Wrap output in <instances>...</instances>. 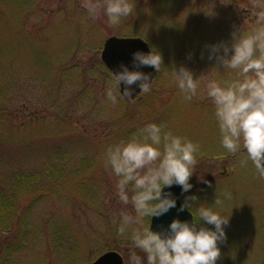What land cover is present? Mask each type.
Here are the masks:
<instances>
[{"label":"rangeland","instance_id":"374dc122","mask_svg":"<svg viewBox=\"0 0 264 264\" xmlns=\"http://www.w3.org/2000/svg\"><path fill=\"white\" fill-rule=\"evenodd\" d=\"M251 4L136 0L135 13L110 26L105 15L90 18L81 0H0V165L39 176L36 186L19 188L9 228L7 219L0 224V264H87L108 250L130 264L131 241L118 235L116 221L131 205L115 194L105 150L149 122L200 143L194 203L233 193L223 206L230 222L217 264H264V176L250 160L241 166L243 150L222 146L204 87L234 77L214 67L206 46L230 42L234 27L250 24ZM110 35L141 36L162 53L150 92L116 104L106 98L111 71L101 53ZM181 65L201 79L191 101L174 80Z\"/></svg>","mask_w":264,"mask_h":264},{"label":"clouds","instance_id":"9594fccd","mask_svg":"<svg viewBox=\"0 0 264 264\" xmlns=\"http://www.w3.org/2000/svg\"><path fill=\"white\" fill-rule=\"evenodd\" d=\"M81 4L90 18L105 15L110 26L121 25L136 11V0H81ZM249 11L252 22L234 27L230 42L206 46L214 67L234 70V77L209 79L204 87L214 105L222 146L232 154L243 150L241 166L250 160L264 176V0H252ZM162 65V53L155 47L133 51L130 63L121 61L111 70L106 98L116 104L134 99L137 88L139 93L150 92L153 78L142 68L160 71ZM174 80L184 100L198 94L201 79L190 68H175ZM202 154L198 141L175 134L164 122L146 123L129 139L106 147L104 166L116 177L115 194L124 205H131V210L120 211L116 221L118 235L131 241L130 264H217L219 244L227 239L225 226L230 222L223 206L233 200V193L216 190L213 203H194L199 197L190 193L191 178ZM173 185L188 194L177 211L187 209L192 220L176 217L166 228L154 230L153 218L177 206Z\"/></svg>","mask_w":264,"mask_h":264},{"label":"water","instance_id":"95a60500","mask_svg":"<svg viewBox=\"0 0 264 264\" xmlns=\"http://www.w3.org/2000/svg\"><path fill=\"white\" fill-rule=\"evenodd\" d=\"M137 49L147 52L151 49V45L141 36L110 35L104 40L101 58L111 71L112 69L117 68L121 61L130 63L131 53ZM142 70L151 73L153 80L157 76V70L154 67L144 66ZM139 91L140 89L137 88L136 93H133V95L137 97L140 94ZM171 190L178 197L177 206L170 209L164 215L153 218L152 227L154 230H159L162 227L166 228L176 217H179L182 220H192V214L187 209L184 211H177L182 202L181 196L183 193L181 192V186L173 185ZM87 264H124V258L120 252L116 250H108Z\"/></svg>","mask_w":264,"mask_h":264},{"label":"trees","instance_id":"16d2710c","mask_svg":"<svg viewBox=\"0 0 264 264\" xmlns=\"http://www.w3.org/2000/svg\"><path fill=\"white\" fill-rule=\"evenodd\" d=\"M8 164V163H7ZM4 164L0 165V224L6 219L8 221L7 228L13 217L17 214L15 206L18 203L19 188L29 189L31 186H36L38 181V174H34L33 171H27L23 168L19 170H8ZM10 185V192L8 193V186ZM36 196V195H34ZM34 197H31L33 201ZM26 208L24 209L25 212Z\"/></svg>","mask_w":264,"mask_h":264}]
</instances>
